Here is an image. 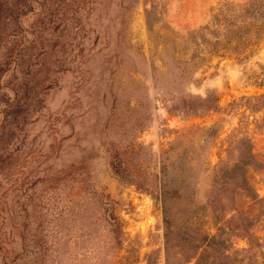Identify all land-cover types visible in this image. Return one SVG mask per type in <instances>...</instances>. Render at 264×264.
<instances>
[{
	"label": "rangeland",
	"instance_id": "rangeland-1",
	"mask_svg": "<svg viewBox=\"0 0 264 264\" xmlns=\"http://www.w3.org/2000/svg\"><path fill=\"white\" fill-rule=\"evenodd\" d=\"M247 1L0 0V264H264V38L196 36Z\"/></svg>",
	"mask_w": 264,
	"mask_h": 264
},
{
	"label": "trees",
	"instance_id": "trees-1",
	"mask_svg": "<svg viewBox=\"0 0 264 264\" xmlns=\"http://www.w3.org/2000/svg\"><path fill=\"white\" fill-rule=\"evenodd\" d=\"M196 36L212 53L246 51L264 38V0L222 4Z\"/></svg>",
	"mask_w": 264,
	"mask_h": 264
}]
</instances>
